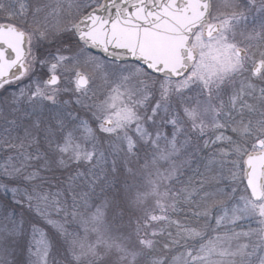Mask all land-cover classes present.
Masks as SVG:
<instances>
[{
	"label": "snow or ice",
	"instance_id": "1",
	"mask_svg": "<svg viewBox=\"0 0 264 264\" xmlns=\"http://www.w3.org/2000/svg\"><path fill=\"white\" fill-rule=\"evenodd\" d=\"M0 264H264V0H0Z\"/></svg>",
	"mask_w": 264,
	"mask_h": 264
}]
</instances>
